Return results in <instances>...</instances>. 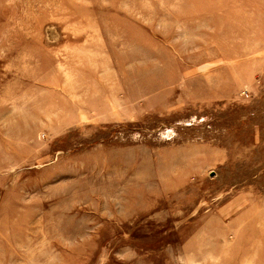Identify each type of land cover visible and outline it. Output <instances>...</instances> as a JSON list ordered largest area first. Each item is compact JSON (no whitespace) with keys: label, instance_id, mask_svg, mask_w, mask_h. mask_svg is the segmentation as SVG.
I'll use <instances>...</instances> for the list:
<instances>
[{"label":"rangeland","instance_id":"1","mask_svg":"<svg viewBox=\"0 0 264 264\" xmlns=\"http://www.w3.org/2000/svg\"><path fill=\"white\" fill-rule=\"evenodd\" d=\"M0 264H264V0H0Z\"/></svg>","mask_w":264,"mask_h":264}]
</instances>
